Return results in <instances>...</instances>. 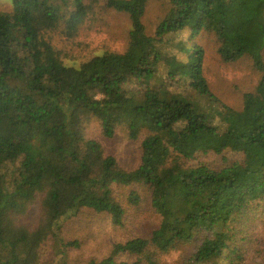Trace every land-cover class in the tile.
Wrapping results in <instances>:
<instances>
[{
    "label": "trees",
    "instance_id": "obj_1",
    "mask_svg": "<svg viewBox=\"0 0 264 264\" xmlns=\"http://www.w3.org/2000/svg\"><path fill=\"white\" fill-rule=\"evenodd\" d=\"M1 1L0 264H264V0ZM250 50L232 107L209 63ZM93 124L125 133L133 171Z\"/></svg>",
    "mask_w": 264,
    "mask_h": 264
},
{
    "label": "rangeland",
    "instance_id": "obj_2",
    "mask_svg": "<svg viewBox=\"0 0 264 264\" xmlns=\"http://www.w3.org/2000/svg\"><path fill=\"white\" fill-rule=\"evenodd\" d=\"M5 7V3L0 0V8ZM158 12L155 4L151 5L147 15L145 16L144 24L147 30L150 32L152 30L153 19ZM113 26L115 27L116 34L123 33L126 31L127 22L124 16H118L113 21ZM118 38H122L123 35H117ZM102 36H99L96 43L99 42ZM100 39V40H99ZM123 39H120L122 41ZM122 42L115 45L116 48H121ZM257 44L256 40H251L248 45ZM259 48L257 49L258 52ZM256 53L254 50L246 52V56L235 63L232 64H220L218 62L209 63L210 66V77L212 79L211 86L218 97L226 104L232 107H238L240 104L241 93L246 87L252 89L256 84L258 74L254 72L251 66V57ZM213 64V65H212ZM212 65V67H211ZM212 68V70H211ZM87 137L98 141L104 149L106 155L114 157L120 166L127 171H133L139 164L140 154L135 149V147L127 140L124 132H119L113 140H103L99 135V129L96 124L90 126ZM38 214L37 206L32 208V216L36 217ZM259 217L264 220V208L260 209ZM89 233L94 240L90 241L89 247H87L86 252H95L97 254H102L105 252L106 246L110 245L112 238L110 236V229L102 221H96L90 223ZM123 234L118 232L117 239L122 240ZM126 237V236H125ZM176 258V254L168 256L167 260L172 261Z\"/></svg>",
    "mask_w": 264,
    "mask_h": 264
}]
</instances>
